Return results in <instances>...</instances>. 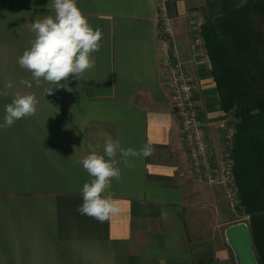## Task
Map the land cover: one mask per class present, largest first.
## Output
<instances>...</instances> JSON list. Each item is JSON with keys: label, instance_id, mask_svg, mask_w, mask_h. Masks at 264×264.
I'll return each instance as SVG.
<instances>
[{"label": "crops", "instance_id": "1", "mask_svg": "<svg viewBox=\"0 0 264 264\" xmlns=\"http://www.w3.org/2000/svg\"><path fill=\"white\" fill-rule=\"evenodd\" d=\"M51 2L0 0V92L7 93L0 95V124L16 93L39 101L35 115L0 128V264H234L223 231L236 219L220 188L190 172L156 62L163 3L219 163L225 149L219 124L233 118L220 109L209 71L189 54L186 16L194 0H76L103 34L91 54L95 66L46 94L53 85L37 86L18 57L35 39L32 22L54 16ZM109 139L124 149L154 150L128 157L131 167L118 164L120 180L102 195L111 194L121 211L99 222L76 210L92 179L79 161L93 150L103 155Z\"/></svg>", "mask_w": 264, "mask_h": 264}, {"label": "trees", "instance_id": "2", "mask_svg": "<svg viewBox=\"0 0 264 264\" xmlns=\"http://www.w3.org/2000/svg\"><path fill=\"white\" fill-rule=\"evenodd\" d=\"M218 104L233 118L230 156L256 264H264V0H223L201 23Z\"/></svg>", "mask_w": 264, "mask_h": 264}, {"label": "clouds", "instance_id": "3", "mask_svg": "<svg viewBox=\"0 0 264 264\" xmlns=\"http://www.w3.org/2000/svg\"><path fill=\"white\" fill-rule=\"evenodd\" d=\"M51 4L54 16L37 17L32 22L35 39L30 48L18 57L19 66L31 73L37 86L41 85L42 80L53 85L46 90V94H51L53 88H61V81H68L70 76L81 80L84 72L95 66L91 54L100 50L103 35L99 28L94 30L89 25L86 16L77 7L76 0H52ZM20 83L32 87V82L28 80H21ZM0 95L7 93L0 92ZM38 103L34 94L16 93L12 102L5 105L4 123L0 124V128H9L16 121L35 115ZM153 150L149 144L144 145L139 152L132 148L124 149L118 140L109 139L105 141L103 155L93 150L83 157L79 163L92 179L82 186L83 203L76 209L77 212L99 222L118 215L121 211L119 202L111 194L102 195L111 188L113 179L120 180L118 164L131 167L128 157L141 154L147 157ZM117 152L120 161L116 159Z\"/></svg>", "mask_w": 264, "mask_h": 264}, {"label": "built area", "instance_id": "4", "mask_svg": "<svg viewBox=\"0 0 264 264\" xmlns=\"http://www.w3.org/2000/svg\"><path fill=\"white\" fill-rule=\"evenodd\" d=\"M157 21L156 62L164 79L170 106L179 121L187 166L195 179L217 185L230 206H239L230 156L232 123L224 120L219 124L225 149L223 158L215 163L192 95L191 78L179 58L170 16L163 3L158 6ZM201 23L193 15L186 17L188 50L192 63L209 71L210 62L201 34Z\"/></svg>", "mask_w": 264, "mask_h": 264}, {"label": "water", "instance_id": "5", "mask_svg": "<svg viewBox=\"0 0 264 264\" xmlns=\"http://www.w3.org/2000/svg\"><path fill=\"white\" fill-rule=\"evenodd\" d=\"M223 233L235 264H256L245 223L240 221L230 223L224 228Z\"/></svg>", "mask_w": 264, "mask_h": 264}, {"label": "rangeland", "instance_id": "6", "mask_svg": "<svg viewBox=\"0 0 264 264\" xmlns=\"http://www.w3.org/2000/svg\"><path fill=\"white\" fill-rule=\"evenodd\" d=\"M222 1L223 0H194L193 4H196V6L194 8L195 11L193 12V11L189 10L187 16L193 15L197 19H200L202 22L205 17H207L208 15L211 16L212 14H214V12L221 5ZM170 21H171L170 23L173 27V23H172L171 18H170ZM227 204H228V202H227ZM230 207H231L232 217L234 219H236V221H240V222H243L246 224L247 217H246L245 213L243 212V209L236 204L233 206H230Z\"/></svg>", "mask_w": 264, "mask_h": 264}]
</instances>
